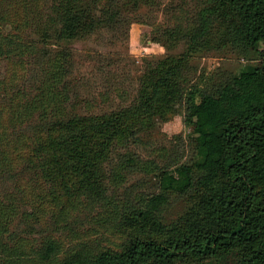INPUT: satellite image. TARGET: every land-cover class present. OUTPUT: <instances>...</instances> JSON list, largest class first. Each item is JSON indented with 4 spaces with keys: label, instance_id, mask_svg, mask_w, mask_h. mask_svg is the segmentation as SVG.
<instances>
[{
    "label": "trees",
    "instance_id": "trees-1",
    "mask_svg": "<svg viewBox=\"0 0 264 264\" xmlns=\"http://www.w3.org/2000/svg\"><path fill=\"white\" fill-rule=\"evenodd\" d=\"M16 1L26 9V25L28 0ZM115 2L48 0L40 40L71 43L101 29ZM207 5L199 25L167 36L171 45L184 42L185 53L149 67L135 103L119 111L67 114L58 98L62 92H54L65 79V65L62 59L52 65L48 82L54 91L47 90L31 109H41L45 125L27 137L28 164L48 181L47 194L61 210L65 204L103 203L121 239L116 248L77 247L57 264H264V0H209ZM19 43L8 50L11 55L28 54L29 44ZM208 47L252 53L257 63L215 87L184 92L180 81L188 57ZM184 96L194 159L161 170L157 193L128 204L109 199L101 179L115 145L150 130L154 119L172 114ZM31 110L23 108L22 118ZM132 162L128 158L124 168ZM175 197L184 201V211L167 220L165 211ZM59 249L50 239L39 261L56 260Z\"/></svg>",
    "mask_w": 264,
    "mask_h": 264
},
{
    "label": "rangeland",
    "instance_id": "rangeland-1",
    "mask_svg": "<svg viewBox=\"0 0 264 264\" xmlns=\"http://www.w3.org/2000/svg\"><path fill=\"white\" fill-rule=\"evenodd\" d=\"M27 3L30 18L22 25L25 7L0 0V264H57L77 247L116 248L121 239L103 203L65 204L61 210L47 194L48 181L28 164L27 137L45 125L41 109H31L54 91L48 82L52 65L60 59L65 65V79L54 92H62L58 98L67 114L94 116L129 107L149 67L185 53L184 42L171 45L167 36L199 25L209 0H116L107 9L110 21L104 27L59 44L38 35L48 21V0ZM20 41L29 44L28 54L16 50L11 55L8 50L20 47ZM256 63L252 53L204 48L188 57L180 85L184 92L206 90ZM185 102L186 96L168 117H156L150 130L115 145L101 179L109 199L128 204L157 193L161 170L194 159ZM25 106L31 111L22 118ZM130 157L132 167L126 169ZM184 208L182 199H171L166 219H175ZM50 239L60 246L58 258L41 263L39 252Z\"/></svg>",
    "mask_w": 264,
    "mask_h": 264
}]
</instances>
